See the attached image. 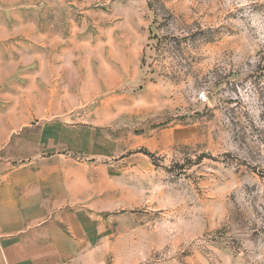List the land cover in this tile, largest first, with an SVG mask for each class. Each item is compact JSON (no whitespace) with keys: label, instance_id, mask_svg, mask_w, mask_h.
<instances>
[{"label":"rangeland","instance_id":"374dc122","mask_svg":"<svg viewBox=\"0 0 264 264\" xmlns=\"http://www.w3.org/2000/svg\"><path fill=\"white\" fill-rule=\"evenodd\" d=\"M16 51L0 140L51 99L96 154L90 246L46 264H264V0H0Z\"/></svg>","mask_w":264,"mask_h":264},{"label":"crops","instance_id":"0c3cea01","mask_svg":"<svg viewBox=\"0 0 264 264\" xmlns=\"http://www.w3.org/2000/svg\"><path fill=\"white\" fill-rule=\"evenodd\" d=\"M12 54L14 65H0V72L9 74L5 88L10 90L0 121L32 115L28 102L19 106L14 98L17 51ZM37 111L41 128H11L0 140V262L6 264H46L62 249L89 247L94 233L97 211L90 188L96 154L91 142L65 123L56 101L46 100Z\"/></svg>","mask_w":264,"mask_h":264}]
</instances>
